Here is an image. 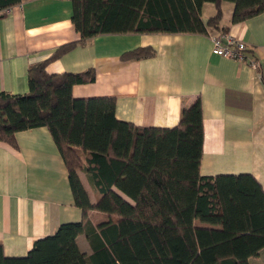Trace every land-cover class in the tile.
Masks as SVG:
<instances>
[{"label":"trees","instance_id":"obj_1","mask_svg":"<svg viewBox=\"0 0 264 264\" xmlns=\"http://www.w3.org/2000/svg\"><path fill=\"white\" fill-rule=\"evenodd\" d=\"M20 1L0 0V10ZM223 2L233 4L232 23L264 12V0L72 1L71 21L80 39L29 68L27 94L0 92V142L15 147L17 132L45 127L82 217L36 240L23 258L4 257L0 244V264H250L264 253L260 184L249 174H199L204 140L199 99L182 109L172 129L136 128L116 120L113 98L72 96L74 85L94 81L93 70L45 72L48 63L96 36L207 35L208 28L220 27ZM204 3L214 6L206 22ZM154 55L151 47H139L122 59ZM261 82L264 87V76ZM83 170L92 174L95 204L78 178ZM90 212L105 222L93 225ZM78 236L85 237L89 254L78 248Z\"/></svg>","mask_w":264,"mask_h":264},{"label":"crops","instance_id":"obj_2","mask_svg":"<svg viewBox=\"0 0 264 264\" xmlns=\"http://www.w3.org/2000/svg\"><path fill=\"white\" fill-rule=\"evenodd\" d=\"M72 1L21 0L0 14V92L27 94L29 68L80 39L71 21ZM233 8L223 2L219 29L208 28L204 36H96L48 63L45 72L93 70L94 81L74 85L72 96L113 98L116 120L136 128L172 129L182 109L199 99L204 132L199 174H249L264 192V12L232 23ZM213 15V4L204 3L203 22ZM222 34L242 42L246 58L256 61L258 68L213 55L210 38ZM139 47H151L155 55L122 59ZM14 138L15 147L0 142V244L10 259L25 257L36 240L82 217L49 131L39 127L17 132ZM77 175L89 202L95 204L92 174L83 170ZM89 217L93 225L105 222L99 213L90 212ZM76 244L82 252H91L84 236H78ZM256 260L263 264L264 253L249 263Z\"/></svg>","mask_w":264,"mask_h":264},{"label":"built area","instance_id":"obj_3","mask_svg":"<svg viewBox=\"0 0 264 264\" xmlns=\"http://www.w3.org/2000/svg\"><path fill=\"white\" fill-rule=\"evenodd\" d=\"M7 10H0V14L5 13ZM211 52L213 55L234 60L237 62H245L253 68H258L256 61H250L245 56V45L235 39L229 34H222L220 36H213L210 38Z\"/></svg>","mask_w":264,"mask_h":264},{"label":"rangeland","instance_id":"obj_4","mask_svg":"<svg viewBox=\"0 0 264 264\" xmlns=\"http://www.w3.org/2000/svg\"><path fill=\"white\" fill-rule=\"evenodd\" d=\"M253 264H261V262L259 260H256Z\"/></svg>","mask_w":264,"mask_h":264}]
</instances>
